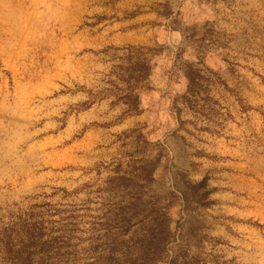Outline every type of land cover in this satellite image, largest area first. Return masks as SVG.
<instances>
[{"label": "rangeland", "instance_id": "obj_1", "mask_svg": "<svg viewBox=\"0 0 264 264\" xmlns=\"http://www.w3.org/2000/svg\"><path fill=\"white\" fill-rule=\"evenodd\" d=\"M227 4L229 31L160 82L164 46L110 39L165 6L0 0V224L29 226L21 264H264V0ZM156 157L154 181L109 182Z\"/></svg>", "mask_w": 264, "mask_h": 264}, {"label": "crops", "instance_id": "obj_2", "mask_svg": "<svg viewBox=\"0 0 264 264\" xmlns=\"http://www.w3.org/2000/svg\"><path fill=\"white\" fill-rule=\"evenodd\" d=\"M146 8L151 5L163 7L169 11L168 15L160 20L158 11H146L140 15L138 27L127 28L113 36L110 41L115 45L130 44L141 46L162 45L166 49L161 55H156L158 65L154 76H161L160 82H166L168 75L175 73L173 65L178 58V51L182 59L199 60L202 53L192 42L204 43L208 41L210 29L229 31L227 0H134ZM150 20H156L153 25ZM190 58V59H189ZM179 83L176 90L187 87V76L183 70H178Z\"/></svg>", "mask_w": 264, "mask_h": 264}, {"label": "trees", "instance_id": "obj_3", "mask_svg": "<svg viewBox=\"0 0 264 264\" xmlns=\"http://www.w3.org/2000/svg\"><path fill=\"white\" fill-rule=\"evenodd\" d=\"M151 73V68L149 66L146 67L145 77H148ZM149 143L148 141L146 142ZM159 157L155 159L143 158L140 160L142 165L137 169L139 173L132 175L131 177H126L125 175L114 176L110 178L109 182H114L116 184H121V181H132L133 178H141L146 182L154 181V172L158 166ZM154 197V196H150ZM145 202L143 201L142 204ZM135 205L136 203H132ZM161 219L156 220L155 224H152L150 228V235L148 236V240L153 242L155 239H159L164 229L168 227V221L170 220L165 214L160 217ZM8 224L6 226H2L0 224V251H2V259L9 260L14 264L25 263L31 256V252L29 251V244L25 242V237L30 238V228L28 225H24L25 234L21 236L17 232L16 225ZM1 258V256H0Z\"/></svg>", "mask_w": 264, "mask_h": 264}]
</instances>
